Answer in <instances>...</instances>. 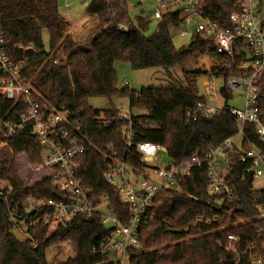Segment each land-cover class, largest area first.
<instances>
[{"label": "trees", "instance_id": "1", "mask_svg": "<svg viewBox=\"0 0 264 264\" xmlns=\"http://www.w3.org/2000/svg\"><path fill=\"white\" fill-rule=\"evenodd\" d=\"M130 0H91L87 7L96 27L82 41L69 34L70 25L60 15L58 0H0V25L4 33L5 52L14 63H23L22 77L50 105L68 111L72 121L88 140L81 159L78 177L92 197L107 196L122 224L129 220V209L119 192L103 179L107 160L104 155L123 160L141 170L143 163L135 149H128L124 138L125 122L112 108L103 113L89 101L105 98H127L132 114L137 143H151L166 149L175 165L189 161L237 132L236 119L230 107L218 116L192 121L187 112L198 101V80L203 75H222L226 80L233 72L224 71V58L216 54L213 38L196 34L185 47L176 49L171 31L184 26L181 12L170 10L158 21L156 31L146 36L151 18L129 12ZM200 10L220 29L230 26L229 17L237 12L232 0H200ZM44 33L48 35L47 47ZM214 57L217 63L209 71L188 68L199 58ZM129 63L134 70L161 68L170 71L181 67L185 85L176 88H143L137 92L128 86L119 88L115 64ZM256 107L264 122V75L258 77ZM227 100L232 95L223 91ZM24 107L0 95V121L18 118ZM107 125H106V124ZM241 150L231 155L226 183L233 201L223 202L220 210L215 201L220 196L209 194L205 167L195 168L191 177L179 178L178 190L157 194L148 220L139 232V246L130 251L129 264H250L249 258L264 254V236L259 235L261 222L256 206L264 202V190L254 187V179L242 164L243 151L256 149L264 155V142L248 126ZM0 264H106L99 248L110 229L99 220L75 218L54 233L48 234L42 224L34 225L42 216L36 211L25 218L29 238L14 234L10 211L30 197L49 200L65 198L48 178L25 185L18 174L16 158L24 155L37 167L41 164V148L31 128L7 138L0 131ZM150 217V218H149ZM198 218L216 220L211 225L195 224ZM242 222H245L243 224ZM250 224L254 225L252 227ZM232 235L237 241L232 242ZM71 242L73 257L65 262L49 263L46 251L60 243ZM37 245V247H35ZM235 246V252L231 251Z\"/></svg>", "mask_w": 264, "mask_h": 264}, {"label": "built area", "instance_id": "2", "mask_svg": "<svg viewBox=\"0 0 264 264\" xmlns=\"http://www.w3.org/2000/svg\"><path fill=\"white\" fill-rule=\"evenodd\" d=\"M232 1L238 10L230 15V26L220 29L200 10V0H154L156 7L151 19L160 21L165 13L175 10L181 12L185 25L192 19L199 20L192 37L196 34L212 37L216 54L225 60L224 71L235 70L234 76L228 80L222 75L210 74L223 77V86L217 90L211 81L206 82L204 92H200L204 100L196 102L188 110L187 118L196 121L220 115L229 101L223 91L230 93L232 98L234 93L241 92L244 103L241 109L229 108L236 119L237 132L234 136L200 155H193L185 163L175 165L169 158L170 164L164 168H154L152 163L157 153L166 149L147 142L137 143L130 110L119 113V118L125 122L123 133L127 148L135 149L143 163V168L137 170L123 160L104 155L107 166L103 179L109 187L119 192L123 204L129 209L126 224H122L115 214L107 196L95 199L92 191L83 187L78 172L86 145H89L88 140L83 136L80 126L72 121L67 110L50 105L22 77L24 64L12 62L6 55L4 33L0 25V95L13 101L15 105L20 102L24 107L18 118L5 117L1 120L0 131L11 138L30 127L41 148L44 178H48L51 185L65 196L61 200L30 196L19 208L10 211V221L15 231L23 232L25 218L36 211H41L42 216L34 225L42 224L48 234L54 233L60 226H65L75 218L99 220L110 229V234L99 248V253L107 258L106 264H129L130 251L139 246L140 229L148 220L147 215L152 210L157 194L164 190H178L179 178L191 177L195 168L205 167L209 194L220 196L214 202L216 206L217 202L220 203L217 209L220 210L223 202L233 201L232 190L226 183L231 155L237 149L241 150L248 126L255 127L264 142V122L256 107V82L259 76L264 75V13L261 10V0ZM188 35L186 31L180 34L181 37ZM220 99L224 100L223 104H220ZM240 161L247 165L246 172L254 180H264V155L258 150L243 151ZM11 191L12 187L8 186L6 194ZM6 194L0 190V196L5 197ZM255 208L261 222L259 235L264 236V202ZM214 221L216 220L198 218L194 225L209 226ZM228 239L237 241L232 235ZM63 245L71 250V242L60 243L57 247L62 250ZM231 251L235 252V246H231ZM249 263L264 264V254L251 256Z\"/></svg>", "mask_w": 264, "mask_h": 264}, {"label": "rangeland", "instance_id": "3", "mask_svg": "<svg viewBox=\"0 0 264 264\" xmlns=\"http://www.w3.org/2000/svg\"><path fill=\"white\" fill-rule=\"evenodd\" d=\"M90 0H82L81 5H89ZM155 3L153 0H143L142 5H132L129 4L130 16L134 19L139 15H144L151 18L153 11L155 10ZM263 13H264V0H263ZM157 20L151 19L148 30L145 32L146 36L152 35L157 28ZM199 20L192 19L191 22L184 26H177L171 31L172 41L176 49H180L188 45L192 39V33L196 31L197 24ZM84 29L81 27H76L74 25L70 33L74 40L82 41L90 34L96 27V22L94 17L89 15L86 24H84ZM182 31H186L189 35L187 37H181ZM83 35V36H82ZM84 37V38H81ZM44 42L47 47L48 35L44 33ZM217 63L214 57L199 58L194 60L192 63L188 64V68H203L209 71L211 67ZM115 71L117 75L119 88L128 86L131 90L141 91L143 88L153 87V88H176L180 85H185L183 71L181 67H175L170 71L171 78L166 74V72L161 68H151L146 70H134L129 63L117 62L115 64ZM211 81L217 90L223 86V77H214L211 75H203L199 78V90L204 92V84ZM220 104L224 103L223 99L219 100ZM243 94L241 92H236L233 94V98L228 101L227 106L230 108H243ZM92 108L101 112V118L103 113L112 108H116L119 112L129 111V101L127 98H115L112 103H110L105 98H93L89 101ZM239 140H237V143ZM6 143H0V148L5 146ZM17 171L25 185L31 186L35 182L44 179L45 171L41 168V164L37 167L31 165L24 155H20L16 158ZM170 164V159L166 151H159L155 157V161L152 163L154 168H164ZM254 187L258 190L264 189V180L258 179L254 181ZM14 234L18 239L25 241L29 238L27 233V227L23 225V232L14 231ZM73 257V252L66 245L62 246L60 250L57 246L49 248L46 251V259L49 263H52L55 259L58 262H65L69 258Z\"/></svg>", "mask_w": 264, "mask_h": 264}, {"label": "crops", "instance_id": "4", "mask_svg": "<svg viewBox=\"0 0 264 264\" xmlns=\"http://www.w3.org/2000/svg\"><path fill=\"white\" fill-rule=\"evenodd\" d=\"M89 2H91V0ZM81 3L82 0H58L60 15L69 23L70 30L74 25H76V27L78 28L82 26V28L84 29L85 26L84 24H86L88 20L89 17V14L87 12L88 5H83V4L81 5ZM142 3L143 0H140V2H135L134 4L130 2V4L134 6L135 5L140 6L142 5ZM261 10L263 12V0H261ZM69 34L71 35L70 31Z\"/></svg>", "mask_w": 264, "mask_h": 264}, {"label": "water", "instance_id": "5", "mask_svg": "<svg viewBox=\"0 0 264 264\" xmlns=\"http://www.w3.org/2000/svg\"><path fill=\"white\" fill-rule=\"evenodd\" d=\"M130 2H131L132 4H134L135 2H140V0H130ZM216 204H217V206H219V205H220V203H219V202H217Z\"/></svg>", "mask_w": 264, "mask_h": 264}]
</instances>
